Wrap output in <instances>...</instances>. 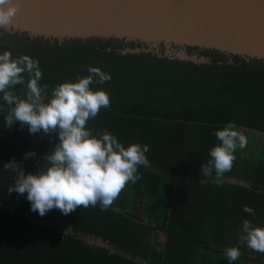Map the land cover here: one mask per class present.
Returning <instances> with one entry per match:
<instances>
[{
  "label": "trees",
  "instance_id": "1",
  "mask_svg": "<svg viewBox=\"0 0 264 264\" xmlns=\"http://www.w3.org/2000/svg\"><path fill=\"white\" fill-rule=\"evenodd\" d=\"M4 51L37 59L49 95L57 84L88 75L89 66L110 74L91 86L109 94L110 107L86 126L94 135L107 130L125 146L147 144L150 167H139L141 179L106 210L80 206L64 215L54 208L41 217L26 193L8 192L15 174L4 165L15 158L26 174L38 172L58 133L31 134L18 121L5 127L8 105L0 94V264H228L230 246L240 248L241 264H264V253L238 243L242 220L264 226V136L250 137L264 135L263 74L229 64L0 44ZM13 91L23 97L25 86ZM229 122L245 134L249 150L242 157L236 149L217 185L202 177L200 165L218 143L214 131ZM30 151L36 156L25 159ZM229 178L249 187L223 182ZM246 205L255 216L243 211Z\"/></svg>",
  "mask_w": 264,
  "mask_h": 264
},
{
  "label": "clouds",
  "instance_id": "2",
  "mask_svg": "<svg viewBox=\"0 0 264 264\" xmlns=\"http://www.w3.org/2000/svg\"><path fill=\"white\" fill-rule=\"evenodd\" d=\"M18 11L15 0H0V29L7 30ZM87 72L86 76L77 75L75 81L57 84L49 95L48 85L39 83L43 73L37 59L26 54L13 58L10 51L0 54V94L8 105L5 127L11 128L18 121L21 126L27 125L31 134L58 133V142L43 156L47 165L40 166L38 172L26 174L15 158L4 165L15 174L8 192L26 193L31 211L41 217L54 208L64 215L80 206L99 204L102 211L106 210L129 182L135 184L141 179L139 167H150L147 144L125 146L107 130L94 135L86 126L102 108L110 107L109 94L91 86L111 80V75L99 67L89 66ZM17 85L25 86L23 97L13 91ZM214 135L218 143L200 170L202 177L221 185L224 174L233 167L236 149L244 148L247 140L232 122L215 130ZM34 156L36 153L30 151L25 159ZM243 211L255 216L254 209L247 205ZM238 243L264 253V226L242 220ZM240 255L238 246L225 250L229 264Z\"/></svg>",
  "mask_w": 264,
  "mask_h": 264
},
{
  "label": "water",
  "instance_id": "3",
  "mask_svg": "<svg viewBox=\"0 0 264 264\" xmlns=\"http://www.w3.org/2000/svg\"><path fill=\"white\" fill-rule=\"evenodd\" d=\"M15 3L19 11L12 25L0 29L3 45L157 57L197 65L229 64L264 75V0ZM233 180V184L242 182Z\"/></svg>",
  "mask_w": 264,
  "mask_h": 264
},
{
  "label": "rangeland",
  "instance_id": "4",
  "mask_svg": "<svg viewBox=\"0 0 264 264\" xmlns=\"http://www.w3.org/2000/svg\"><path fill=\"white\" fill-rule=\"evenodd\" d=\"M243 135L245 136L244 133H243ZM259 136H264V135H262L259 132H252L251 135H250V137L252 138L253 141H255ZM246 150H249V145H247V148L244 147V148L240 149V155L242 157L245 155ZM232 179H234L233 182H237L238 183V181H236V178H229L227 180L223 179V182H229V183L233 184L232 183ZM244 184H245L244 182H239V184H236V185H244ZM246 185H245V187H249L248 186L249 184H246ZM238 260H239V262L241 264L242 263L241 259H238ZM227 263L229 264V261H227ZM232 263H234V262H232ZM244 264H253V263L252 262H247V263L245 262Z\"/></svg>",
  "mask_w": 264,
  "mask_h": 264
}]
</instances>
